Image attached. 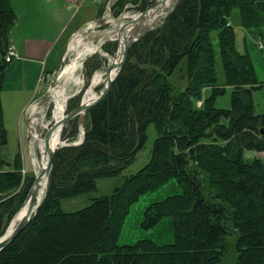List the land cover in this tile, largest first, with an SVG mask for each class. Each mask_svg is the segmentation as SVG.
Instances as JSON below:
<instances>
[{"label":"trees","instance_id":"1","mask_svg":"<svg viewBox=\"0 0 264 264\" xmlns=\"http://www.w3.org/2000/svg\"><path fill=\"white\" fill-rule=\"evenodd\" d=\"M233 7L241 26H264V0H179L164 21L129 46L106 95L85 110L82 140L73 143L78 115L63 125L65 144L55 149L46 197L0 251V264H264V111L256 113L252 99L263 82L249 54L236 48L228 20ZM15 20L10 1L0 0V88L5 66L16 57L5 60ZM177 67L183 89L168 81ZM224 85L232 87L229 106L216 107ZM205 87L211 93L202 97ZM151 122L157 135L149 160L109 194L64 211L62 199L95 190L97 179L117 176L133 161ZM6 138L0 100V145ZM245 150L257 155L245 157ZM21 168L20 152L10 161L0 158V236L33 180ZM170 178L180 193L150 202L143 225L171 216L173 241L119 245L129 206Z\"/></svg>","mask_w":264,"mask_h":264},{"label":"rangeland","instance_id":"2","mask_svg":"<svg viewBox=\"0 0 264 264\" xmlns=\"http://www.w3.org/2000/svg\"><path fill=\"white\" fill-rule=\"evenodd\" d=\"M9 1L16 16L18 15L21 19L24 9L29 12L27 9L28 7L41 8V16L43 17L45 15V9L52 0ZM140 1L141 0H65V3L70 6V11H76L78 17L87 18L92 15L93 18L88 24H85L71 35L66 55L58 67L53 71L43 74L42 83L40 85L41 88L36 96L37 98L24 110L26 118V135L24 137L18 133V123L13 115L10 113L5 114L3 123L7 132V138L6 143L0 145V158L10 161L15 153L20 152L22 173L24 175H32L34 178L35 173L38 172V168L42 164L41 153L39 149L37 150V143L44 137L46 129L53 123L56 109L54 106H56L55 102H57L59 98L58 94L64 95L65 97L68 95L64 103L63 115H65L79 104L85 89L91 81L93 73L100 69L103 70L110 63V60L115 57H121V52L119 53L118 51L116 33L122 23L130 18L136 17L145 7H139ZM150 1L153 0L147 2ZM174 2L175 0H166L157 11L163 14L166 13L173 6ZM228 20L234 30L237 50L240 52L246 51L249 54L257 79L263 81L262 87L252 91L254 110L256 113H261L264 111V64H262L261 61V58H264V49H259L258 44L255 48L249 45L251 42L249 28H245L239 24V10L237 7L231 9ZM159 22L160 19L156 17L151 22V26H158ZM141 28L142 24L140 23L138 25H133L129 33L128 31L126 33L127 39L134 36V30L139 31ZM251 29L253 28L251 27ZM211 35L217 82L222 83L224 82V74L219 55L218 40L214 31L211 32ZM86 46H96L98 50L92 53L90 52L89 54H81L80 56L79 54L84 51ZM74 60L80 62L81 65L78 66L73 73L71 72V74L63 73L65 66ZM179 74L180 71L177 67L168 77V81L180 89H183L186 81L181 80ZM77 80H81V82L77 83ZM102 85L103 82L95 86L96 88H94V90L97 94H99L102 89ZM231 90L232 87L230 85H224V93L217 95L214 100L216 107L229 106ZM210 93L211 88L205 87L202 90V97H206ZM86 121L87 116L85 112L78 114L77 122L79 124V129L75 141L79 140L82 136L83 126ZM222 122H226V119H222ZM156 135L155 126L151 122L146 128V141L144 145L136 152L133 161L119 175L99 178L96 181L95 190L62 199V209L64 211L77 210L88 205L94 197L109 194L114 187L122 183L124 175L135 173L149 160ZM261 154L262 153H260V155ZM253 155H256L253 151H244L245 157L250 158ZM180 191L181 188L175 178H170L158 188L141 194L139 198L129 206V210L123 218L117 243L119 245L132 244L136 240L144 238L152 239L159 244L172 242L174 239V232L171 216L161 218L154 225L145 226L143 225V212L150 202L161 200L168 195L180 193ZM4 233L2 235H4ZM228 262L229 259H225L223 264H228Z\"/></svg>","mask_w":264,"mask_h":264},{"label":"crops","instance_id":"3","mask_svg":"<svg viewBox=\"0 0 264 264\" xmlns=\"http://www.w3.org/2000/svg\"><path fill=\"white\" fill-rule=\"evenodd\" d=\"M27 9L29 12L24 9L21 19L16 16L10 30L9 41L17 56L5 66L0 88L3 119L6 113L13 115L22 137L26 135L24 110L37 98L43 74L58 67L66 55L71 35L93 18L92 15L78 17L65 0H52L43 17L41 8ZM252 28H249V45L255 48L264 41V27ZM261 61L264 64L263 57Z\"/></svg>","mask_w":264,"mask_h":264},{"label":"water","instance_id":"4","mask_svg":"<svg viewBox=\"0 0 264 264\" xmlns=\"http://www.w3.org/2000/svg\"><path fill=\"white\" fill-rule=\"evenodd\" d=\"M166 0H153L152 2H150L149 4H147L140 12L139 14L134 17V18H130L129 20H127L126 22L122 23L117 31V34L123 32L125 30V27L130 26L132 27L133 25H138L139 23L142 24V28L137 31L134 30L133 31V37H130L126 40L124 47L121 51V57L117 62H110L104 69H105V73H106V81L105 83L102 85V89L100 90L99 94L97 95V97L90 103H85L83 104L82 101L79 102V104L77 106H75L73 109H71L67 114H65L62 118H60L59 120H54L53 123L46 129L44 137H43V142H44V150L47 153V161H46V165L38 171V173H35L34 178L31 182V185L28 189L26 198L24 200V204H27V209L24 212V214L19 218V220L17 221V223L15 224V226L13 227V229L7 233L4 234L2 236H0V251L6 246L8 245L17 235L18 233L23 230L26 225L28 224L29 220L34 216L35 212L37 211L38 207L41 205V203L44 201L48 188H49V183H50V172H51V166H52V162H53V156H54V152L55 149L57 148V146L52 147L51 146V135L54 132V130L58 129L59 131V143H61V138H60V133L62 130L63 125L72 117L84 112L85 110H87L89 107H91L93 104H95L97 101H99L100 99H102L110 85L112 80L114 79L115 75L117 74L118 69L120 68V66L124 63L126 56H127V51L129 46L136 41L141 35H143L146 31H148L149 29H152L153 26H151V22L154 18L159 16V11H157V9L165 2ZM179 2V0H175L173 6L170 8V10H168L165 15L161 18L162 21H164L166 15L174 9V7L177 5V3ZM136 35V36H135ZM116 40L117 37H116ZM116 69L115 74L111 77L110 76V71L111 69ZM259 132L261 134H264V128H260ZM82 139V137H80L79 140L73 142V143H78L80 142ZM63 142V141H62ZM62 144H65V142H63ZM61 144V145H62ZM46 174V187H45V191L44 194L42 196V198L37 199V194H38V182L41 179V177ZM22 205V207H23Z\"/></svg>","mask_w":264,"mask_h":264},{"label":"bare ground","instance_id":"5","mask_svg":"<svg viewBox=\"0 0 264 264\" xmlns=\"http://www.w3.org/2000/svg\"><path fill=\"white\" fill-rule=\"evenodd\" d=\"M167 3V2H166ZM165 3V4H166ZM134 15V14H133ZM126 29L117 34L116 33V37L118 39V51L119 53L122 51L123 47H124V44L127 40V31L129 33V30H131L132 27L130 26H127L125 27ZM127 28H130V29H127ZM75 44V43H74ZM91 44V43H90ZM75 47V45H74ZM84 49V48H83ZM98 50V48L96 46H86L84 51L82 53H80L79 55L81 56V54H89L90 52L92 53L93 51H96ZM120 59V57H115L114 59L110 60V62H117L118 60ZM80 62H77V60H74L72 62H70L69 64H67L63 70V73H69L71 74V72L73 73V71L78 67L80 66ZM115 71L116 69H111L110 71V76L112 77L114 74H115ZM78 74V73H77ZM78 76V75H77ZM68 78V77H67ZM106 81V73H105V69H100L98 71H95L93 73V75L91 76V81L88 85V87L85 89L84 91V94L82 96V103L85 104V103H90L92 102L96 97H97V93L95 92L94 88H96L95 86L99 85L100 83L103 82V84L105 83ZM74 82V81H73ZM81 80H77V83H80ZM75 83V82H74ZM76 83V84H77ZM54 94V93H53ZM59 98L57 100L56 103V106H54L56 109H55V113H54V120H59L60 118H62L64 115H63V112H64V103H65V99L66 97L68 96H64V95H61V94H58ZM53 115V114H52ZM82 135V134H81ZM33 139V138H32ZM63 142L61 141V143H59V131L58 129L54 130V132L52 133L51 135V146L52 147H55V146H60ZM37 150L39 149L40 153H41V159H42V164L41 166L38 168L39 170H41L45 165H46V161H47V153L45 152L44 150V142H43V138L41 140H39V142L37 143ZM32 147V146H31ZM257 155V154H256ZM39 166V165H38ZM38 170V171H39ZM38 173V172H37ZM45 187H46V174H44L41 179L39 180L38 182V194H37V199H40L42 198L43 194H44V191H45ZM27 204H24L23 207H19V211L17 212V214L14 216V218L11 220V222L8 224L6 230H5V233L4 234H7L9 233L13 227L15 226V224L17 223V221L19 220V218L24 214V212L26 211L27 209Z\"/></svg>","mask_w":264,"mask_h":264},{"label":"built area","instance_id":"6","mask_svg":"<svg viewBox=\"0 0 264 264\" xmlns=\"http://www.w3.org/2000/svg\"><path fill=\"white\" fill-rule=\"evenodd\" d=\"M259 47L264 48V43H260ZM13 56H16L15 50L12 45H8L5 53V60L9 61ZM263 158H264V152H263Z\"/></svg>","mask_w":264,"mask_h":264}]
</instances>
